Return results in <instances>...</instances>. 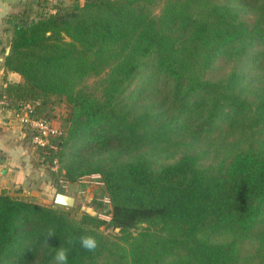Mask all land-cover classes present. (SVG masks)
Instances as JSON below:
<instances>
[{"label": "trees", "instance_id": "trees-1", "mask_svg": "<svg viewBox=\"0 0 264 264\" xmlns=\"http://www.w3.org/2000/svg\"><path fill=\"white\" fill-rule=\"evenodd\" d=\"M3 28L20 76L0 84L4 106L64 109L34 164L58 192L99 175L110 208L2 190L0 264H56L59 248L68 264H264V0H30ZM255 53L259 84L241 65L209 75Z\"/></svg>", "mask_w": 264, "mask_h": 264}, {"label": "crops", "instance_id": "crops-1", "mask_svg": "<svg viewBox=\"0 0 264 264\" xmlns=\"http://www.w3.org/2000/svg\"><path fill=\"white\" fill-rule=\"evenodd\" d=\"M30 0H0V84L7 81H19L15 72L4 70L3 59L10 46L9 35L3 28V19L11 12L19 10ZM0 100V192L5 190L21 198L47 203L42 197L47 192L57 193L56 183L51 180L42 168L32 161L27 146L24 144V134L13 112L4 106ZM77 183L63 184L66 193L73 190Z\"/></svg>", "mask_w": 264, "mask_h": 264}, {"label": "rangeland", "instance_id": "rangeland-1", "mask_svg": "<svg viewBox=\"0 0 264 264\" xmlns=\"http://www.w3.org/2000/svg\"><path fill=\"white\" fill-rule=\"evenodd\" d=\"M250 15L246 16V18H249ZM262 52H264V47L262 48ZM257 54L255 53L254 55L251 56L250 59L243 60L242 62H235L233 59H229L225 56H220L215 59L213 66L211 70L209 71V75L211 77H218L229 70H231L234 66L236 65H241L243 69L245 70L247 77L251 78L252 76L254 77V82L256 84H259V79L257 77L261 76V72L258 70H255L253 68L255 56ZM63 108L59 107L56 109L57 114L55 116L51 117L50 119L52 120V123L61 128H64L63 124ZM220 132H213V135H218ZM25 144V143H24ZM33 142L30 141L28 142L26 140V146L28 148L29 154L31 155L32 161L34 163L38 162V155L36 152V149L32 145ZM51 170H58V165L56 163V159L53 160V163L50 166ZM64 190L63 186L61 187V191ZM65 191V190H64ZM54 192H47L44 195H47V197H42L40 199H45L47 203L52 202V197H53ZM65 194H69L71 196L75 197V203L72 207H75L77 211L82 210V207H88L84 211H88L91 213V211H95L96 215L99 217L109 220V206L110 202L109 199L106 195V193L103 190V184L101 181V178L99 175H90L83 177L77 184H75V187L73 190L67 191ZM97 203L101 204L97 206ZM96 208V209H95ZM92 214V213H91ZM106 233H113L117 232L118 229H111L110 227L106 226L105 224L101 227Z\"/></svg>", "mask_w": 264, "mask_h": 264}, {"label": "built area", "instance_id": "built-area-1", "mask_svg": "<svg viewBox=\"0 0 264 264\" xmlns=\"http://www.w3.org/2000/svg\"><path fill=\"white\" fill-rule=\"evenodd\" d=\"M32 111L30 105L23 106L21 110L14 114L19 123H27L31 128L36 131V134L32 137V142L44 146L48 143L50 135H56L60 133V129L55 126L51 121L31 117L29 113Z\"/></svg>", "mask_w": 264, "mask_h": 264}, {"label": "clouds", "instance_id": "clouds-1", "mask_svg": "<svg viewBox=\"0 0 264 264\" xmlns=\"http://www.w3.org/2000/svg\"><path fill=\"white\" fill-rule=\"evenodd\" d=\"M54 235L53 232L48 233V237ZM71 243V241H69ZM80 245L87 251H94L97 247V241L92 236H82L80 237ZM55 262L56 264H68V249L59 248L55 254Z\"/></svg>", "mask_w": 264, "mask_h": 264}, {"label": "water", "instance_id": "water-1", "mask_svg": "<svg viewBox=\"0 0 264 264\" xmlns=\"http://www.w3.org/2000/svg\"><path fill=\"white\" fill-rule=\"evenodd\" d=\"M9 50H10V46L8 47L6 53H8ZM54 202L63 206H73L75 203V197L62 192H57L54 196ZM87 208L88 207L83 206L82 210H85ZM91 213L92 215H96L95 211H91Z\"/></svg>", "mask_w": 264, "mask_h": 264}]
</instances>
